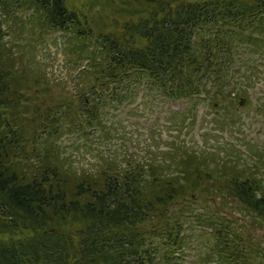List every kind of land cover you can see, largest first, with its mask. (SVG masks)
<instances>
[{
    "label": "trees",
    "instance_id": "1",
    "mask_svg": "<svg viewBox=\"0 0 264 264\" xmlns=\"http://www.w3.org/2000/svg\"><path fill=\"white\" fill-rule=\"evenodd\" d=\"M91 1L85 9L75 0H0V264H185L183 248L189 238L181 233L189 205L173 207L185 204L186 192L199 187L194 180L202 171L193 168L194 159L191 163L183 155L184 164L174 170L172 163L154 160L146 167L117 169L113 161L94 176L62 156L58 138L95 135L101 115L90 105L94 98L88 93L98 95L97 85L100 108L102 95L108 94L105 99L110 102L120 100V88L114 86L123 83L125 90H134L133 81L152 79L180 99L201 93L215 98V85L223 79L228 80L221 87L230 84L234 73L246 79L247 86H256L260 66L257 74L246 61L244 76L231 69L236 51L264 54V0ZM99 3L100 24L92 13ZM30 6L39 15L38 28L31 29L34 38L36 31L69 33L77 57L89 61L77 81L76 108L70 103L65 108L69 95L61 88L55 95L46 86L44 98L31 91L40 78L26 77L21 53L35 48L31 39L26 47L21 43L26 26L19 27L21 12ZM106 8L115 12L106 13ZM203 79L214 86L204 90ZM30 93L37 98L28 97ZM19 103H25L23 111ZM99 126H104L102 119ZM205 170V178L212 179L214 170ZM219 175L229 178L228 195L224 188L202 192L215 197L222 192L239 201L257 213V225L263 228L264 177L233 180L226 167ZM193 207L204 208L195 213L199 218L215 222L210 248L213 254H227L224 264H264V250L251 242L250 231L244 233L246 228L240 226L228 232V222L237 218H226L223 209Z\"/></svg>",
    "mask_w": 264,
    "mask_h": 264
},
{
    "label": "rangeland",
    "instance_id": "2",
    "mask_svg": "<svg viewBox=\"0 0 264 264\" xmlns=\"http://www.w3.org/2000/svg\"><path fill=\"white\" fill-rule=\"evenodd\" d=\"M75 1L77 5L85 9H88L93 2L91 0ZM106 10V13L115 12L110 8ZM92 13L100 24V3L94 6ZM37 16L39 15H35L34 7L30 6L21 12L19 24V27L26 26L21 43L26 47V43H29L31 39L33 41L30 44L36 50V52L35 50L29 52L28 49L21 53V56L25 57L23 65L27 73L23 72L26 77L31 78L38 75L40 78L39 86L33 85L31 91L39 93V98H44L47 95V92H44L47 90L46 86L48 89H54L55 95L60 92L58 88H61L64 95H69L67 103H64L65 108L67 105L70 107V104H75L76 108L79 105L76 95L79 91L78 78L86 68L85 65H89V61L85 56L77 57L78 51L74 52L76 45L69 41V33H56L51 30L38 35L40 31H36L34 38L31 35V29L38 28ZM44 34L45 38L42 39L41 36ZM80 40L84 42L83 38ZM65 42L67 48H65ZM29 59L34 63L28 64ZM234 59L232 70L239 69L237 71L241 74V67L248 69L246 61L248 64L251 61L250 67L257 74L259 71L256 69L260 66L262 69L261 82L256 86L249 84L252 86L249 87L246 79L236 78V73H234V76L231 75L229 78H233L231 84L221 87L228 80L223 79L220 85H215L217 87L215 98L214 95H197L172 99L157 85L150 87L147 83L133 81L136 85L134 90L133 87L130 91L125 90L121 86L123 83L114 86L116 87L114 90L120 88L118 92L120 100L110 102L111 99H105L108 94L102 95L101 108L100 86L97 85L95 91L98 95L88 93L90 99L94 98V101L89 103L91 106L96 105L99 118L101 115L104 126L100 128V119L94 136L85 137L80 133H72L59 137L58 145L62 156L68 158L75 167L84 169L89 174L95 173L94 176L99 175L96 173L103 168L111 167L109 163L113 161L115 165L116 163L119 165L117 169L146 167L154 160L156 163L162 162V165L172 163L171 169L174 170V166L183 165L185 159L190 162L194 159L193 168L202 171L198 175L199 180H194L199 187H192L188 190L185 194L186 203H180L173 208H186L189 205L187 209H190L193 214L198 211L193 205L223 209L224 212L226 211L223 213L226 218H239L232 223L231 227L237 225L239 227L240 223H244L241 229L246 228L244 233L250 231L253 235L251 242L264 250V227L257 225V218H255L257 213L252 209H246L245 205L239 201L228 198L229 178L226 180L224 176L219 175L221 168L226 167L228 176H231L233 180L238 176L259 177L262 175L264 177V54L251 55L243 54V52L239 54L236 51ZM218 67L217 65L216 68ZM218 69L220 76L226 78L227 74L222 66ZM27 70L32 71L33 75ZM149 80V83L153 82ZM202 83L206 86L204 90L210 88L211 85L214 86L213 81L206 79H203ZM237 88L247 93L239 92ZM36 94L30 93L27 96L37 98ZM25 99L23 98L22 102H25ZM242 100L245 101L243 105L240 104ZM24 104H18L21 111L24 110ZM183 114H186V117ZM213 151L215 155L210 157ZM194 152L198 153L195 158L192 156L195 155ZM176 155L179 161L174 158ZM191 163L187 166L192 165ZM190 169V172H193V169ZM205 169L214 170L212 179L205 178ZM207 187L210 189L224 188V193L227 195L220 191V196L215 197L214 193L202 192ZM193 197L197 199L191 202L194 200ZM258 220L261 219L258 218ZM192 222L194 227H197L193 229V238L201 239V242L195 241L193 246L199 249L192 247L189 250V254L185 255V264H208L212 259V261H217L214 254L206 255L212 250L209 240L213 235V227L209 222L199 220V217L193 218ZM253 258V255H250L249 259L253 260Z\"/></svg>",
    "mask_w": 264,
    "mask_h": 264
},
{
    "label": "water",
    "instance_id": "3",
    "mask_svg": "<svg viewBox=\"0 0 264 264\" xmlns=\"http://www.w3.org/2000/svg\"><path fill=\"white\" fill-rule=\"evenodd\" d=\"M245 103V101L243 100L242 102H241V105H243Z\"/></svg>",
    "mask_w": 264,
    "mask_h": 264
}]
</instances>
